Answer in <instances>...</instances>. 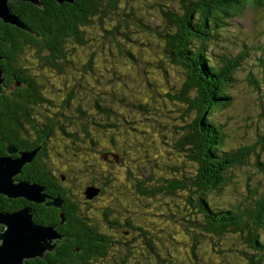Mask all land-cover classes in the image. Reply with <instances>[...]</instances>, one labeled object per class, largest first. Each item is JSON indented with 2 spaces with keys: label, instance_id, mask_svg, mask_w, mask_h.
I'll return each mask as SVG.
<instances>
[{
  "label": "trees",
  "instance_id": "obj_1",
  "mask_svg": "<svg viewBox=\"0 0 264 264\" xmlns=\"http://www.w3.org/2000/svg\"><path fill=\"white\" fill-rule=\"evenodd\" d=\"M41 3L10 2L28 30L0 18V156L9 154L8 148L15 145L20 150L13 151L18 153L17 157L24 151H35L18 177L43 187L46 195L45 201L38 203L0 195V208L13 212L27 203L34 210V220L55 227L60 236L54 241L57 244L53 251L23 264H96L107 260L110 264H162L168 260L165 254L175 256L177 264L176 256L186 248L195 259L199 256L209 259L197 251L200 246L197 242L208 239L212 251H218L222 236L232 227V231L241 233L240 239L249 247L262 246L259 229H264V194L248 209L251 220H247L244 212L246 201L212 208L214 199H208L232 182L230 174L243 164L264 167L255 145L227 148L222 125L215 118L219 110L233 103L231 88L241 82L236 71L246 51L245 55L224 53L217 57L209 49L217 38V29L227 26L229 19L241 15L249 5L264 6V0H177L178 7L153 0L151 4L165 17V32L144 24L135 15L132 0H41ZM135 28L162 38L167 58L187 76L176 100L186 102L187 110L193 111L195 117L186 122L183 114L180 124L173 126L172 141L163 142L169 147L167 154L177 156L175 164L165 167L167 171L170 169V176H146L144 161L138 159L134 163L131 153L125 151L130 144L125 136L128 130L121 129L123 135L119 138H113L112 134L101 138L98 132L109 123L98 122L93 114L96 109H109L118 95L117 91L113 95L106 90L105 96H98L93 81H99L100 73L96 70L101 72L103 67L99 63H109V53L136 60V53L123 49L126 43L119 40L120 37L135 43L132 38ZM70 45H74L73 50L76 46L87 49L90 55L69 54ZM27 51L33 58L24 63L23 53ZM107 65L104 67L109 68ZM253 81L257 82L255 78L244 80L251 86ZM174 92L166 94L170 102L175 98ZM159 100L171 116L167 100L156 98L155 103ZM133 106L149 112L146 104L138 102ZM110 113L107 112V121ZM125 118L114 111L112 126L129 124ZM157 121L162 122L156 116ZM260 138L264 139L261 135ZM55 142L62 143L67 153L82 156L78 172L87 174L86 177L79 176L76 168L66 163L59 175L52 169L47 160L65 158L62 153L51 151ZM143 148L148 150L146 141ZM86 153L97 158L105 154L103 162L108 167H96L97 163L88 161ZM253 153L257 161L250 163L248 159ZM116 165V169L125 168V177L115 173ZM139 165L143 167L137 168ZM113 172L117 176L114 185ZM90 187L98 189L92 198L86 194ZM253 192L256 194V188ZM194 193L201 195L194 199ZM104 194L108 197L106 204L94 206V199ZM133 200L137 209L129 210L136 215H126L123 209H128L126 203L131 205ZM157 201L160 209L156 212ZM150 206L154 209L149 210ZM163 219L177 223L186 232L171 233L170 224ZM147 220L157 232L147 231ZM3 229L0 225V230ZM191 232L197 242L191 239ZM114 253L117 256L111 258ZM248 264L257 261L253 258Z\"/></svg>",
  "mask_w": 264,
  "mask_h": 264
},
{
  "label": "rangeland",
  "instance_id": "obj_2",
  "mask_svg": "<svg viewBox=\"0 0 264 264\" xmlns=\"http://www.w3.org/2000/svg\"><path fill=\"white\" fill-rule=\"evenodd\" d=\"M160 1L172 7H178L177 0ZM152 2L153 0H132L134 10L137 13L135 15H138L140 19L142 18L144 24H149L158 31L165 32L163 28L166 22L165 17L161 14L158 7H154V5L151 4ZM215 35L217 38L214 41L212 40V44L214 45L212 47L210 46L209 49L214 52L215 56L224 53L231 56H235L239 53L245 55V51L247 54L236 71V77L241 82H238L231 88V95L234 98L233 103L219 110L215 115L216 120L221 123L225 133V146L227 148L239 149L255 145L256 151L260 152V160L264 163V139L260 138V135L262 138L264 137V6H257L255 4L247 6L241 15L229 19L227 26L217 29ZM132 38L135 43L126 42L120 37L119 40L126 43L123 49L136 53V60L129 58L127 55L113 56L110 55L108 50H105L106 54L109 53L107 55H109L110 64L107 62L103 64L99 63V65L103 66L101 72L96 70L97 73H100V76L98 75V82L93 81V86L98 89V96H105L106 90L112 91L113 95H116V91L118 93L110 102L109 109H96V111L93 112V114L98 117V122L109 123V126L102 128V131H99L98 135L101 138H105L106 136L110 137L108 135L112 134L113 138H119L123 135V130L121 129H127L128 131L125 136L130 140V144L125 151L131 153L129 156H132V161H134V163L137 162L138 159L144 161L143 165L145 166L146 176L150 174L157 175L158 178L170 176V169L167 171L165 167L175 164L177 156L167 154L169 147L163 144V142L166 141L170 143L172 141L173 126L177 127V125L180 124L183 114L186 122L191 121L195 117L193 111L187 110L186 102L178 99L176 100V95L179 89L185 84L187 76L180 66L171 63L167 58V53L165 52L166 44L162 38L158 37L156 34H146L138 28H135V31L132 33ZM73 46L74 45L69 46V54L81 56L90 55L89 50L79 46H76L75 50H73ZM97 49L100 50L99 48ZM96 53H98V51ZM23 54L24 56L22 59L24 63H28L27 61L33 58V54L30 51ZM106 54L98 55L106 56ZM162 60L165 62V66ZM81 63L84 62L81 61ZM106 64H108L107 66L109 68L111 67V69L104 67ZM247 78L250 80L255 78L257 82L253 81L251 86L247 82H244ZM146 81L148 85L145 84ZM174 90L176 91L174 92ZM147 92H152V94L148 95ZM153 92H155L154 95ZM169 92H174L175 96L171 102L166 97V94ZM121 97H124L126 100H119ZM156 98L167 100L169 103L167 109L170 110L171 116L162 108L161 100L158 101V104L155 103ZM96 99V97L92 98V104L95 103ZM127 100L128 104L125 103ZM138 102L148 105L149 112L136 109L133 103ZM114 111L120 117H126L125 119L130 123L122 122L119 126H112ZM107 112H111L109 121L106 119ZM156 116L159 117L162 122L157 121L155 123ZM182 124L183 122L181 125ZM165 136H168V140ZM145 141L148 150L143 148V143ZM115 144L119 145L118 142ZM52 148V152H59L65 155L63 160L59 158H53L51 162L47 160L58 175L64 172L63 168L66 164L75 167L77 174L79 176L81 175L78 171L80 165L79 161H82V156L67 153L64 145L60 142H55ZM111 148L112 147H110V149ZM119 149L124 148L120 147ZM5 156H7V154L1 155L0 157ZM94 156L95 154L90 153L86 155L88 161L97 163L96 167H108V165L103 162V159L106 158L105 154H100L99 158ZM256 161L257 158L254 153L251 154L248 162L254 163ZM143 165H139L137 168L143 167ZM187 166L192 167L193 165L187 164ZM116 167L117 165L113 169L115 170ZM58 169L61 171H58ZM87 171L92 173L89 169H87ZM115 173L123 178L125 177V168L123 166L118 167ZM115 173L113 172L112 174L113 185L117 179ZM81 176L84 178L87 174ZM230 176L232 182L221 191L215 192L212 194L213 196L211 195L208 197V199H214L212 208L229 205L234 206L246 201L244 212L247 220H251L248 209L251 205L256 203L255 200L260 195L264 194V167L258 165V167L255 168L252 164H243L235 169L234 174H230ZM255 188L256 194L253 192ZM105 195L107 194L103 196ZM200 195L201 193H194L192 197L196 199ZM103 196H98L94 199V206L101 207L106 204L108 197ZM126 205L130 207L128 209H123V212L126 215H136L135 212H130V210L133 211L137 209L135 208V200H133L131 205L128 203H126ZM86 206L88 205H85V207ZM159 207V201H157L155 203L156 212L160 209ZM148 209L153 210L154 208L150 206ZM199 217L201 216L199 215ZM163 221L164 223L170 224L168 230L175 235L177 233L186 232L175 222H170L166 219H163ZM146 223L149 233L157 232V228L150 223L149 220H147ZM249 225L250 227L254 226L253 223H249ZM191 228L194 229L193 227ZM232 229L228 231L225 236H222L223 239L220 240L222 246L218 248L219 250L216 249L218 251H212L208 239H205L201 243L197 242L191 232V239L193 242H197L200 245L197 251L202 253L203 256H209V259L202 256L195 259L193 254L186 248L181 252V255L179 253L180 256H176L177 264H199L198 261H200L201 264H209L210 261L212 264H248L253 258H255L257 264H264V229H259V240L262 246L258 249L249 247L246 241L240 239L241 233L239 234L238 231H232ZM245 233H247V231H245ZM162 234H164V232H162ZM150 236H152V234ZM229 247L232 249V252L229 251ZM220 249H222L223 252H220ZM174 254L176 255V253ZM114 256H117V253L112 254L111 258ZM164 257L168 258V260L163 261L162 264H176L175 256L165 254ZM107 258H109V256H107ZM96 264H110V261L107 260L105 263L97 262Z\"/></svg>",
  "mask_w": 264,
  "mask_h": 264
},
{
  "label": "water",
  "instance_id": "obj_3",
  "mask_svg": "<svg viewBox=\"0 0 264 264\" xmlns=\"http://www.w3.org/2000/svg\"><path fill=\"white\" fill-rule=\"evenodd\" d=\"M11 1L16 0H0V18L28 30L11 9ZM26 1L36 5L42 4L41 0ZM0 74H2L1 66ZM8 150L12 153L13 147H9ZM10 153L0 157V194L8 198L24 197L37 203L45 201L43 187L28 180L17 181L15 178L22 171L23 166L33 159L35 151H24L22 156L16 159ZM97 193L98 189L94 187L86 190L89 198ZM0 225L4 226V229L0 230V264H23L28 259L43 258L47 251L54 250L57 244L54 241L60 237L55 227L34 220V210L31 206H24L13 212L0 211Z\"/></svg>",
  "mask_w": 264,
  "mask_h": 264
},
{
  "label": "flooded vegetation",
  "instance_id": "obj_4",
  "mask_svg": "<svg viewBox=\"0 0 264 264\" xmlns=\"http://www.w3.org/2000/svg\"><path fill=\"white\" fill-rule=\"evenodd\" d=\"M16 149H18V151H20L17 145H15V147L13 148V151L16 150ZM13 151H12V157L15 158V159H16V158H19V157H17V156H18V153L13 154ZM22 169H23V168H22ZM21 173H22V171H21ZM21 173H20V174H21ZM20 174H18V175H20ZM18 175L16 176L17 181L27 180V179H20V178L18 177ZM20 198H24V197H20ZM25 199H26V198H24V200H25ZM0 201H1V200H0ZM27 202H31V201L27 200ZM25 205H26V206H29V205H27V203H26ZM0 211H3V210H1V208H0Z\"/></svg>",
  "mask_w": 264,
  "mask_h": 264
}]
</instances>
